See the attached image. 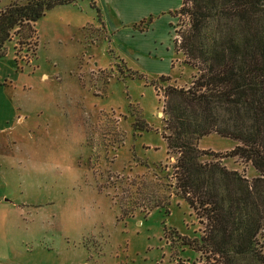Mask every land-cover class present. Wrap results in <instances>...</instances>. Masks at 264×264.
Here are the masks:
<instances>
[{
	"label": "rangeland",
	"instance_id": "rangeland-1",
	"mask_svg": "<svg viewBox=\"0 0 264 264\" xmlns=\"http://www.w3.org/2000/svg\"><path fill=\"white\" fill-rule=\"evenodd\" d=\"M180 1L75 0L47 11L26 44H4L0 264L204 263L177 238L202 225L161 138L162 90L196 72L172 46L186 28ZM236 145L202 137L199 162L250 183V164L227 155ZM255 242L264 258V230Z\"/></svg>",
	"mask_w": 264,
	"mask_h": 264
},
{
	"label": "trees",
	"instance_id": "trees-1",
	"mask_svg": "<svg viewBox=\"0 0 264 264\" xmlns=\"http://www.w3.org/2000/svg\"><path fill=\"white\" fill-rule=\"evenodd\" d=\"M75 0L14 1L0 11V59L12 36L26 44L47 11ZM93 7V3H91ZM185 18L172 46L194 69L188 87L166 86L163 134L174 188L202 225L199 238L177 236L199 252L203 264H264L255 238L264 230V0H181ZM160 80L167 77L159 76ZM215 134L236 142L228 156L250 164L257 177L247 183L196 142Z\"/></svg>",
	"mask_w": 264,
	"mask_h": 264
}]
</instances>
